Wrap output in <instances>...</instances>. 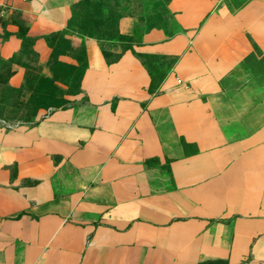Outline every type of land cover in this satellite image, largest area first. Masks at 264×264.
<instances>
[{
  "label": "crops",
  "instance_id": "0c3cea01",
  "mask_svg": "<svg viewBox=\"0 0 264 264\" xmlns=\"http://www.w3.org/2000/svg\"><path fill=\"white\" fill-rule=\"evenodd\" d=\"M79 1L0 0L10 87ZM226 2L170 0L174 33L109 64L88 42L81 102L0 121V264H264V77L241 66L264 53V0ZM137 54L175 59L156 93Z\"/></svg>",
  "mask_w": 264,
  "mask_h": 264
},
{
  "label": "rangeland",
  "instance_id": "374dc122",
  "mask_svg": "<svg viewBox=\"0 0 264 264\" xmlns=\"http://www.w3.org/2000/svg\"><path fill=\"white\" fill-rule=\"evenodd\" d=\"M244 1L227 0L226 5L234 10ZM169 2L88 0L86 4H79L67 33L52 38L56 64H46L44 69L30 62L25 84L19 91L4 90L0 86V121L8 125H31L52 109L81 102L80 79L89 63L86 44L91 42L94 52L107 63L130 43L118 36L126 35L120 30L121 20L132 22L138 36L152 29L173 34Z\"/></svg>",
  "mask_w": 264,
  "mask_h": 264
},
{
  "label": "trees",
  "instance_id": "16d2710c",
  "mask_svg": "<svg viewBox=\"0 0 264 264\" xmlns=\"http://www.w3.org/2000/svg\"><path fill=\"white\" fill-rule=\"evenodd\" d=\"M87 2H88V0H81L78 3L74 4L71 7V15L67 21L66 27L61 31H58L56 33H52L49 35L48 41L50 44L51 53H50V57L47 61V64H50V65L56 64L57 52H55L54 48L52 47V43H51L53 36L60 35V34L62 36L65 35L67 33V29L69 28V26L72 22L73 17L75 16V10H76L77 6L79 4H86ZM90 34H91V32H88V35H90ZM118 36L121 39H124V40H127L128 42H130L129 45L123 49V51H125V50H132L133 45L135 43L139 42L141 35L138 36L137 28H134L131 36H128V35L123 36L120 34H118ZM252 48H253L252 52L250 53L249 56H247L243 60L241 66L245 69L251 70L255 74L262 75L264 77V53L254 42H252ZM121 53H120V55H121ZM120 55H118L114 59L107 62V64L115 62L120 57ZM137 57L141 60V62L144 64V66L146 67V69L148 70V72L150 74V79H151L150 86H149L150 93H156L158 90L160 82L162 81V79L166 75V71L168 70V68H170L174 64L175 59H165V58H162V57H159L156 55H149V54H137ZM14 60H18V61L22 62L27 70L30 67L29 66L30 62H33V61L36 62V59L34 57V53L29 49V47L24 48L22 50L21 56L14 57L10 61H14ZM8 64H9V62L2 63V70L0 71V86L2 85L4 90L19 91L22 86L20 88H12L7 84V77L10 74V68L7 67ZM82 75H83V73H82ZM25 81H26V76H25L23 84H25ZM204 264H227V262L223 261V260H215V261L205 262Z\"/></svg>",
  "mask_w": 264,
  "mask_h": 264
},
{
  "label": "built area",
  "instance_id": "2783aa9c",
  "mask_svg": "<svg viewBox=\"0 0 264 264\" xmlns=\"http://www.w3.org/2000/svg\"><path fill=\"white\" fill-rule=\"evenodd\" d=\"M178 82H181V80H177Z\"/></svg>",
  "mask_w": 264,
  "mask_h": 264
}]
</instances>
